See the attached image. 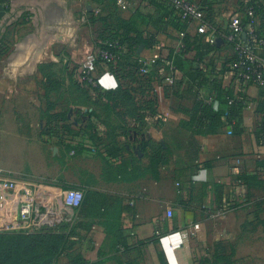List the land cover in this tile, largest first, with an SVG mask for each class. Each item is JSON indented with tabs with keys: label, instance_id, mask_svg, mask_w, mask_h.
Wrapping results in <instances>:
<instances>
[{
	"label": "crops",
	"instance_id": "1",
	"mask_svg": "<svg viewBox=\"0 0 264 264\" xmlns=\"http://www.w3.org/2000/svg\"><path fill=\"white\" fill-rule=\"evenodd\" d=\"M113 1L11 0L4 5L0 47L6 54L0 59V79L11 86L9 92H21L22 82L56 79L57 74L44 73L48 67L72 68L73 80L81 69L91 67L90 75L102 89H117L116 76L92 60L106 23L128 19L136 12L139 19L147 20L135 47L141 59L149 60L160 49L179 51L184 34L197 32L190 27L178 30L165 22L156 6L136 0L114 13ZM235 1L216 0L209 9L214 10L211 25L220 34L227 31L226 18ZM197 2L202 6L203 0ZM221 6L223 10L227 6L224 15ZM85 12L87 19L82 21ZM250 32L246 30L244 41ZM211 35L207 33L204 40ZM215 43L221 56L233 55L221 36ZM211 59L209 55L202 63L185 62V73ZM177 78L181 86L166 90L154 82L151 92L138 97L150 106L139 108L143 125L131 119L122 123L116 141L123 154L116 160L101 154L100 142L76 138L74 152L107 162L109 169L97 175L98 182L111 188L109 194L121 198L127 211L116 216V227L110 232L106 220L83 219L76 245L59 264H264V87L249 85L239 96L242 112L233 122L232 133L226 131L223 118L221 125L210 126L212 133L195 134L192 129L204 115L205 105H212L213 113H222L225 107L215 106L217 93L191 89L190 79L181 72ZM230 78V74L219 76L222 87ZM239 86L235 85L236 92ZM23 92L42 96L37 91ZM91 112L88 107L78 108L80 115L70 118L72 127L89 129L94 120ZM157 149L162 161L155 157ZM123 163H128L125 170H121Z\"/></svg>",
	"mask_w": 264,
	"mask_h": 264
},
{
	"label": "trees",
	"instance_id": "2",
	"mask_svg": "<svg viewBox=\"0 0 264 264\" xmlns=\"http://www.w3.org/2000/svg\"><path fill=\"white\" fill-rule=\"evenodd\" d=\"M98 1L100 2V0ZM129 1L132 2L135 0ZM6 2L7 0H0V5H4ZM202 3L206 15L211 14L212 11L209 9L213 6V1L203 0ZM252 3H250V5ZM149 4L156 6L159 12L164 13V18L168 20H165V22L173 24L178 30L182 31L184 28H189L188 24L181 21L174 13V10L171 9L169 0H150ZM247 4L248 3H245L243 7H241V10H243ZM112 8L115 10L114 13L122 10L117 5V0L113 1ZM263 9L264 5L260 3V6L257 8L258 14L260 15V23L255 29V33L259 37H264ZM100 12V14L104 13L103 7ZM108 16L105 18L107 19ZM139 17L140 14L136 12L128 19H118L114 23L111 21L107 22L104 29L105 34L100 38L99 51L110 50L114 53L121 52L116 62L106 63L99 54H97L95 60V66L100 69H107V71L116 76L119 81L117 89L113 91H107L100 87L91 89L87 80L81 81L82 75L80 71L82 69L78 72L79 78L73 80L74 83H78L75 84V87L85 95L88 101L94 99L92 104L88 106V108L92 109L90 116L94 118V120H91L92 123L88 130H92L96 134H94L93 137L89 135V140H92L93 143L97 145L98 142H100V145H103L101 154H104V156L111 160H116L122 156L123 149L116 141L118 136L116 135V137L112 133H108L109 122L104 118L102 119V115L98 113V108L110 116L117 117L120 122V129L122 128V123L128 119L143 125L145 117L144 114L142 115L139 113V108L145 109L150 106V102L143 101L141 100L142 98L138 100V97L144 96L146 92H151L154 82L163 85L166 90L175 88L177 84V87L181 86L182 83L180 84L177 82L178 73L181 72L190 79L191 89H209L211 92L218 94L219 97L217 100L219 104H224L225 110L222 111V113H213L211 111L212 105L210 107L205 105L204 115L198 119V124L192 129L195 134H209L213 132L210 126L221 125L223 118L227 120V125H231L233 128L234 120L240 118L242 112V100L239 99V96L242 98L246 88L249 86L240 82V86L237 87L238 91L236 92L235 85L238 84L233 81L230 85L231 88L222 87L219 76L221 74L229 75L233 73V65L237 61V55L233 53L231 56H221V54L218 53L220 52V47H218L216 43L206 42L204 40L205 35L198 32L195 34L186 32L181 39L183 46L179 51L174 48H169L165 51L160 49L158 52L161 55L160 60L153 64H145L143 60L135 54L136 44L142 34L140 31L147 23L146 19H139ZM207 18L208 17H206V19ZM244 19L245 22H248L247 17H244ZM227 33L226 31V33H219V35L225 36ZM108 42H119V46H122L123 50L118 51L116 49H109L107 46ZM225 42L233 49L231 43L226 40ZM151 43L154 44V42ZM5 54L6 50L1 46L0 59ZM209 55L212 57L209 63H204L203 66L193 68L185 73V62L202 63ZM220 64L221 67H219ZM143 68L148 70L147 74L142 73L141 70ZM172 68H174V70H172ZM174 71L177 72V74L174 76L175 81L173 85L165 86V79L175 73ZM89 77L94 78L92 75H89ZM96 80L97 79H95V81ZM132 102L134 106H132ZM50 114L46 124L47 128L43 131V135H47L51 141L57 144L74 149L76 139L73 141L68 140V129L72 127L70 119L61 117L57 113ZM101 128H104V138L97 139V132H99ZM82 134H85V132L81 130L76 136L80 137ZM104 139L107 140L105 141ZM85 150L89 152L87 149ZM155 157L159 161H162L160 150L157 151ZM127 166L128 163H123L121 169H124V167L127 168ZM119 170L120 168L116 169L114 172L119 174ZM108 198L110 197L104 193L95 192L88 188L82 204V207L83 205L84 207L81 211L85 212L87 211L86 208L89 207V215L91 216L86 218L83 215L80 224L77 225L76 228L64 229V232L61 233H53L51 230L45 229L27 235H12L7 238H0L2 240L7 239L5 240L6 242L0 240V264H59V260L64 256L68 257L76 245L75 239L78 236L77 228L82 225L81 222L83 219L106 220L105 226L109 232L116 227V216L118 218V214L127 211V209L123 208L121 205L120 207L115 206V203L109 202ZM111 207H114L113 210Z\"/></svg>",
	"mask_w": 264,
	"mask_h": 264
},
{
	"label": "rangeland",
	"instance_id": "3",
	"mask_svg": "<svg viewBox=\"0 0 264 264\" xmlns=\"http://www.w3.org/2000/svg\"><path fill=\"white\" fill-rule=\"evenodd\" d=\"M245 3L246 1L236 0L231 6L233 7L232 14L228 15L226 21L229 22L238 10L236 9L234 12L236 5H240L241 8ZM220 9L221 14L224 15L223 12H226L227 6L224 10L222 6ZM206 17L210 19L211 14ZM207 22L211 24L210 20ZM192 29L196 30V27H191ZM44 73L57 74L58 77L51 79L53 78L51 76L45 83L28 81L20 84L23 90L37 91L36 94L40 92L42 96L31 95V93H25L23 90L13 95L9 92L11 86L5 80L0 79V167L26 176L31 182L42 185L46 190L67 191L89 188L95 192L101 191L110 197L108 198L109 202H114L115 206L120 207L121 198L111 196L109 194L111 188L98 182L97 175L109 169V165L104 159L100 157L91 158L87 153L84 155L78 154L74 152L73 148L70 149V147L57 144L51 141L47 135H43L50 113H57L61 117L70 119L74 115H80L77 113L78 108L88 107L94 101V99L88 101L85 95L75 87V84L78 83H74L71 77L68 79L67 76H71L73 73L72 68L70 70L69 67H48ZM65 76L69 81L65 79ZM132 106H134L133 102ZM98 113L102 115V119L104 118L109 122L108 133L120 136L122 130L119 128V119L108 115L99 108ZM103 129L101 128L97 132V139L104 138ZM82 131L85 134L80 136L87 139H90L89 135L93 137L96 134L88 128ZM78 132H80L78 129L69 127L68 140L73 141L76 139ZM125 169L127 168L124 167L123 170ZM83 207L81 206L80 209L75 210L72 219L65 217L67 220L60 225L45 228H26L21 219L16 217L12 223L0 231V238H7L12 235H27L45 229L51 230L53 233H61L64 232V229L76 228L80 224L83 215L86 218L91 216L89 215V207L86 208L87 211L85 212L81 211ZM0 240L6 242L7 239Z\"/></svg>",
	"mask_w": 264,
	"mask_h": 264
},
{
	"label": "built area",
	"instance_id": "4",
	"mask_svg": "<svg viewBox=\"0 0 264 264\" xmlns=\"http://www.w3.org/2000/svg\"><path fill=\"white\" fill-rule=\"evenodd\" d=\"M10 1L7 0L4 5H8ZM136 1L148 5L150 0ZM210 1L216 2V0ZM128 3L129 0H117V5L121 9L125 8ZM246 3L248 4L243 10L239 7L231 17L227 25V35L221 36L224 41L226 40L233 45L234 53L237 55V61L233 65L234 71L230 74L231 78L227 81V86L235 81L238 85L242 82L246 85L264 87V37H259L255 33V29L260 23L257 8L260 3L264 5V0H247ZM250 3L252 4L250 5ZM169 6L181 21L188 24L189 27H196L198 33L204 35L211 33L208 42L215 43V38L220 36L218 31L206 21L205 9L197 0H169ZM244 17H247L248 22H245ZM86 19L87 13L85 12L81 20L86 21ZM247 29H250L251 32L247 41H244L243 36ZM107 46L112 50H123V47L119 46V42H108ZM259 51L262 53L261 56L257 54ZM120 53H114L110 50L98 52L106 63L118 61ZM160 58V53H155L149 60H142L145 64H153L159 61ZM94 60L96 58H93L92 62ZM90 68L84 67L80 71L81 81L87 80L89 87L95 89L100 87V84L94 78L89 77ZM141 71L143 74L148 73L145 68ZM175 74L177 72L165 79V86L173 85ZM214 102L215 106L218 107L219 102L217 100ZM45 128L47 127L45 126ZM226 131L232 133V126L227 125ZM86 192L87 189L46 190L42 185L31 182L26 176L0 167V231L4 230L16 217L21 219L26 228H45L60 225L63 221L72 219L75 210L80 209ZM69 209L72 211V215L69 214ZM225 213L226 209H221V214Z\"/></svg>",
	"mask_w": 264,
	"mask_h": 264
},
{
	"label": "water",
	"instance_id": "5",
	"mask_svg": "<svg viewBox=\"0 0 264 264\" xmlns=\"http://www.w3.org/2000/svg\"><path fill=\"white\" fill-rule=\"evenodd\" d=\"M4 14H5V10H4V8H3V5H0V18H1L2 16H4Z\"/></svg>",
	"mask_w": 264,
	"mask_h": 264
},
{
	"label": "bare ground",
	"instance_id": "6",
	"mask_svg": "<svg viewBox=\"0 0 264 264\" xmlns=\"http://www.w3.org/2000/svg\"><path fill=\"white\" fill-rule=\"evenodd\" d=\"M69 211H71V210L69 209Z\"/></svg>",
	"mask_w": 264,
	"mask_h": 264
}]
</instances>
